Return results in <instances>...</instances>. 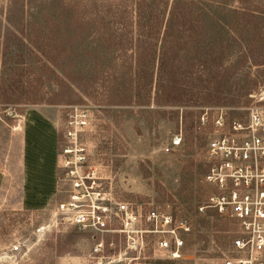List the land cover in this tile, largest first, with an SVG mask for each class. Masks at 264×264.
Masks as SVG:
<instances>
[{
  "label": "rangeland",
  "instance_id": "1",
  "mask_svg": "<svg viewBox=\"0 0 264 264\" xmlns=\"http://www.w3.org/2000/svg\"><path fill=\"white\" fill-rule=\"evenodd\" d=\"M172 1L0 0V264H225L236 255L232 223L209 208L197 212L210 191L201 179L212 127L198 128V114L223 106L244 123L252 111L264 114V0H185L178 6L212 14L224 32L216 45L177 51L172 43L161 55ZM188 26L176 20L169 33L179 30L184 42ZM26 110L54 118L59 130L60 186L42 209L19 204ZM181 126L182 145L166 150ZM66 129L102 191L144 212L191 218L185 259L162 258L150 233L141 242L105 232L95 238L103 251L93 252L91 234L56 210L67 197Z\"/></svg>",
  "mask_w": 264,
  "mask_h": 264
},
{
  "label": "built area",
  "instance_id": "2",
  "mask_svg": "<svg viewBox=\"0 0 264 264\" xmlns=\"http://www.w3.org/2000/svg\"><path fill=\"white\" fill-rule=\"evenodd\" d=\"M85 123L83 119L81 125ZM208 123L212 126L206 143L208 166L201 181L210 191L197 212L209 208L232 223L231 246L236 255H225V264H263L264 114L252 111L244 123L230 118L221 107L204 108L198 117V128ZM183 136L181 126L166 150L180 147ZM63 137L68 142L62 149L63 165L68 170L61 180L67 184V197L56 203V210L69 225L91 234L95 240L93 252L103 251V241L95 239L99 234L116 231L143 242V235L150 233L154 236L153 251L162 258L185 259L187 237L193 229L191 218L157 207L144 212L131 202L102 191L94 176H87L81 168L87 156L85 148L75 147V132L66 129Z\"/></svg>",
  "mask_w": 264,
  "mask_h": 264
},
{
  "label": "crops",
  "instance_id": "3",
  "mask_svg": "<svg viewBox=\"0 0 264 264\" xmlns=\"http://www.w3.org/2000/svg\"><path fill=\"white\" fill-rule=\"evenodd\" d=\"M20 200L22 209H42L59 186V130L44 113L26 110L21 115Z\"/></svg>",
  "mask_w": 264,
  "mask_h": 264
},
{
  "label": "trees",
  "instance_id": "4",
  "mask_svg": "<svg viewBox=\"0 0 264 264\" xmlns=\"http://www.w3.org/2000/svg\"><path fill=\"white\" fill-rule=\"evenodd\" d=\"M188 2L189 1H185V0H173L172 1L171 8L169 11V16H168L167 23H166L165 33L161 40V49H160L161 55H163L165 51L168 50L167 48L169 44H172V43H173V47L177 48V51H178V46L180 44L185 45L184 47H186L187 42H190L194 45L202 44V45L209 46V47L211 45H216L219 36H221L222 33L224 32V26L220 24V22L214 21L212 14H208L203 9H198V8L193 9L192 7L186 8L185 6H178L182 3L187 4ZM176 20H179L180 24L182 25H185L186 23L189 24V26L187 27L189 32L186 35L187 38L185 37L186 40L184 42H181L180 40V38H183L184 36L182 35L183 33H181L179 30H177L176 34H174V38L171 37L169 33V31L175 24ZM210 25H212V28H213L212 30L209 29ZM168 38L169 39L172 38V40L169 41ZM184 47H181L179 49H186ZM223 53L224 52H223L222 47L219 48L216 52L215 59H221L223 56ZM205 54L208 55L207 52H205ZM158 74L160 76V73ZM215 107H221L225 109V107L223 106H206V107H203L202 110L199 112L198 117L204 111V108H215Z\"/></svg>",
  "mask_w": 264,
  "mask_h": 264
}]
</instances>
